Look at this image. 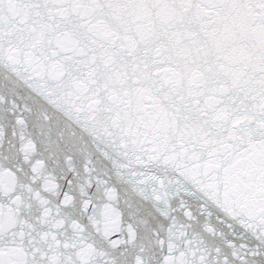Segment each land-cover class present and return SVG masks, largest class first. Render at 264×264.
Masks as SVG:
<instances>
[{"label": "snow or ice", "instance_id": "1", "mask_svg": "<svg viewBox=\"0 0 264 264\" xmlns=\"http://www.w3.org/2000/svg\"><path fill=\"white\" fill-rule=\"evenodd\" d=\"M0 264H264V0H0Z\"/></svg>", "mask_w": 264, "mask_h": 264}]
</instances>
